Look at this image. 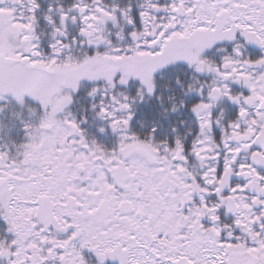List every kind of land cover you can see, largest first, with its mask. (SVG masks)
I'll use <instances>...</instances> for the list:
<instances>
[{
  "label": "snow or ice",
  "instance_id": "6c2138e0",
  "mask_svg": "<svg viewBox=\"0 0 264 264\" xmlns=\"http://www.w3.org/2000/svg\"><path fill=\"white\" fill-rule=\"evenodd\" d=\"M0 264H264V0H0Z\"/></svg>",
  "mask_w": 264,
  "mask_h": 264
}]
</instances>
